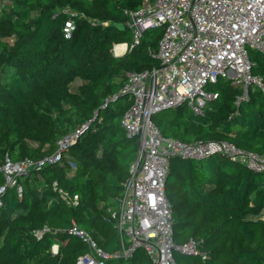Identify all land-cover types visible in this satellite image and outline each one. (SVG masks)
I'll use <instances>...</instances> for the list:
<instances>
[{"label":"trees","instance_id":"obj_1","mask_svg":"<svg viewBox=\"0 0 264 264\" xmlns=\"http://www.w3.org/2000/svg\"><path fill=\"white\" fill-rule=\"evenodd\" d=\"M144 2L0 0V166L6 159L43 160L83 129L59 161L20 178L21 196L16 187L0 196V264H78L87 246L69 233L74 224L105 251L121 250L112 214L139 145L122 127L132 100L120 90L128 73L159 65L164 34L163 27L150 29L134 44L126 12ZM69 20L75 30L65 38ZM119 44L128 45L122 56L114 54ZM249 58L252 74L264 82V53L251 50ZM210 90L218 98L202 115L187 105L155 114L162 135L185 143L227 141L264 155L262 89L251 86L240 103L238 83L220 80ZM4 184L0 172V187ZM60 190L78 196L77 205ZM166 193L176 245L194 239L206 256L175 251L179 264H264V173L222 155L174 157ZM124 264L152 261L138 249Z\"/></svg>","mask_w":264,"mask_h":264},{"label":"built area","instance_id":"obj_2","mask_svg":"<svg viewBox=\"0 0 264 264\" xmlns=\"http://www.w3.org/2000/svg\"><path fill=\"white\" fill-rule=\"evenodd\" d=\"M126 14L134 44H139L146 31L164 28L157 55L159 65L128 73L120 90V94L132 100L122 118V127L139 145V162L132 164L118 209L112 214L117 221L122 248L109 253L88 232L74 224L69 233L87 246L78 264H124L138 249L147 253L152 264H179L175 251L201 255L205 259L198 241L190 239L183 245H176L174 241L173 208L166 193L171 159L203 160L222 155L264 173V155L242 150L227 141L185 143L165 138L153 116L182 105H187L195 115H202L206 105L218 98L210 87L220 80L242 86L243 96L238 103L248 98L251 86L264 92V82L252 74L253 64L249 58L251 50L264 53V0H145L141 8ZM74 30V21H67L63 27L64 37L69 38ZM115 50L116 46L114 54L117 56ZM82 132L80 129L65 137L58 143L57 150L43 160L12 162L6 159L0 166L5 177L0 196L9 187H16L21 196L20 178L59 161ZM70 164L75 170L74 163ZM59 192L69 204L77 205L78 196ZM2 204L0 198V206ZM43 232L37 235L42 236ZM58 251L57 242L52 252L57 254Z\"/></svg>","mask_w":264,"mask_h":264},{"label":"crops","instance_id":"obj_3","mask_svg":"<svg viewBox=\"0 0 264 264\" xmlns=\"http://www.w3.org/2000/svg\"><path fill=\"white\" fill-rule=\"evenodd\" d=\"M121 45H126V48L125 49H123V50H118L119 49V47L121 46ZM119 46V47H118ZM117 46V49L115 50V52H117L116 54H118L117 56H122V55H124L126 52H127V50H128V45L127 44H119Z\"/></svg>","mask_w":264,"mask_h":264},{"label":"rangeland","instance_id":"obj_4","mask_svg":"<svg viewBox=\"0 0 264 264\" xmlns=\"http://www.w3.org/2000/svg\"><path fill=\"white\" fill-rule=\"evenodd\" d=\"M167 112H168V113H171V112H173V111H169V110H167ZM138 155H139V151H138V154H136V156H135L136 159L133 161L132 164H134V163L137 162Z\"/></svg>","mask_w":264,"mask_h":264},{"label":"bare ground","instance_id":"obj_5","mask_svg":"<svg viewBox=\"0 0 264 264\" xmlns=\"http://www.w3.org/2000/svg\"><path fill=\"white\" fill-rule=\"evenodd\" d=\"M119 47V46H118ZM126 48V45H121L120 47H119V49L118 50H123V49H125ZM116 49H117V47H116ZM117 53V52H116ZM118 55V54H117Z\"/></svg>","mask_w":264,"mask_h":264},{"label":"water","instance_id":"obj_6","mask_svg":"<svg viewBox=\"0 0 264 264\" xmlns=\"http://www.w3.org/2000/svg\"><path fill=\"white\" fill-rule=\"evenodd\" d=\"M167 111V110H166ZM137 162H139V157L137 158Z\"/></svg>","mask_w":264,"mask_h":264}]
</instances>
